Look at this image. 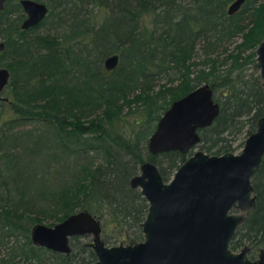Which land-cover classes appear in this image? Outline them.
Returning a JSON list of instances; mask_svg holds the SVG:
<instances>
[{
    "label": "trees",
    "instance_id": "obj_1",
    "mask_svg": "<svg viewBox=\"0 0 264 264\" xmlns=\"http://www.w3.org/2000/svg\"><path fill=\"white\" fill-rule=\"evenodd\" d=\"M39 1L48 12L30 29L20 27L19 0L0 9V64L10 69L0 100V264H92L82 235L57 252L31 241L32 225L87 210L102 218V232L115 226L133 235L120 240L141 239L148 203L129 179L148 160L168 180L186 159L178 150L152 154L148 137L170 103L202 83L220 112L199 129L197 145L211 154L234 150L239 133L247 126L246 137L264 114V87L251 68L264 0H244L231 14L232 0ZM43 25L53 32H34ZM113 53L119 61L108 70L103 60ZM31 120L42 126L25 127ZM252 184L255 206L230 247L260 252L264 156Z\"/></svg>",
    "mask_w": 264,
    "mask_h": 264
},
{
    "label": "water",
    "instance_id": "obj_2",
    "mask_svg": "<svg viewBox=\"0 0 264 264\" xmlns=\"http://www.w3.org/2000/svg\"><path fill=\"white\" fill-rule=\"evenodd\" d=\"M4 0H0V8ZM244 0H232L227 11H237ZM27 14L23 28L40 23L48 6L38 0H20ZM4 42L0 40V52ZM251 64L264 87V36L255 48ZM117 53L107 55L106 69L115 68ZM9 70L0 65V100L8 83ZM220 112L210 84L202 83L174 99L158 119L148 137L149 152L169 150L186 152L200 139L199 128L210 125ZM264 156V114L243 142L240 152L211 154L194 150L164 180L158 166L141 163L139 172L129 179L148 203L140 223L142 239L132 243L108 245L101 237L100 219L87 210L68 214L52 225L36 222L30 230L31 241L57 252L70 251L69 238L90 234L89 245L96 260L92 264H264V251L248 255V247L230 248L236 228L243 220L240 213L255 206L252 176Z\"/></svg>",
    "mask_w": 264,
    "mask_h": 264
},
{
    "label": "rangeland",
    "instance_id": "obj_3",
    "mask_svg": "<svg viewBox=\"0 0 264 264\" xmlns=\"http://www.w3.org/2000/svg\"><path fill=\"white\" fill-rule=\"evenodd\" d=\"M34 32H38V33H47V32H50V33H52L53 32V29L52 28H50L49 27V25H43V26H39V27H37L35 30H34ZM42 126V123L41 122H38V121H35V120H31V121H28V122H26V125H25V127H27V128H29V127H36V126ZM246 128H247V126L244 128V130L241 132V133H239V135H238V138L236 139V140H234L233 141V145L234 146H236V148H235V150H234V152L235 153H238V152H240V150H241V147H242V144L243 143H240L242 140H244L245 139V130H246ZM200 144V143H199ZM198 144V145H199ZM198 145H196V147L193 149V150H195V149H202V148H200ZM203 150V149H202ZM173 175V174H172ZM171 175V176H172ZM170 176V177H171ZM105 216V215H104ZM103 216V217H104ZM100 219V218H99ZM101 220H102V218H101ZM100 220V221H101ZM43 223H45L46 224V222L45 221H43ZM102 223H103V220H102ZM105 234L107 235V236H115L116 235V237H114V238H108V237H106L107 238V240L109 241L108 243H106V244H109V245H113V244H119V243H123V244H125V243H132V242H135V241H139V240H141V239H139V240H133L132 242H128V238H123L122 240H120L119 239V237L118 236H124V235H127V236H129V237H133V235H132V233H129V231L126 229V228H123L121 231H120V235L118 234V228L117 227H115V226H113V227H110V228H106V229H104V231L103 232H101V237H102V239H105ZM78 240H77V242L79 241V242H89L90 240H91V235L90 234H85L84 236L82 235L81 237H79V238H77ZM110 241H114L113 243H111ZM116 241V242H115ZM121 241V242H120ZM13 242V239H10V241L8 242L9 244H11ZM250 248H251V246H250ZM258 254H259V251L258 250H250L249 251V257H251V258H255V257H257L258 256ZM17 263L19 264V263H21V260H19L18 258H17Z\"/></svg>",
    "mask_w": 264,
    "mask_h": 264
},
{
    "label": "flooded vegetation",
    "instance_id": "obj_4",
    "mask_svg": "<svg viewBox=\"0 0 264 264\" xmlns=\"http://www.w3.org/2000/svg\"><path fill=\"white\" fill-rule=\"evenodd\" d=\"M5 1H6V0H4L3 5H2V7H1L0 9L3 8ZM38 1H39V0H38ZM19 4H20V11H22V13L24 14L23 18H22L21 21H20V27H21L22 29H30L31 27H29V28H23V27L21 26L22 21L24 20V18L26 17L27 14L24 12L23 7L21 6L20 0H19ZM15 11H16V10H15ZM15 11H14V12H15ZM15 13H17V12H15ZM38 24H39V23H38ZM38 24H37V25H38ZM37 25H34V26H37ZM32 27H33V26H32ZM0 40H2V41L4 42V39L0 38ZM1 51H2V50H1ZM0 53H1V52H0ZM0 65H1V64H0ZM1 66H5V65H1ZM5 67H6V66H5ZM7 68H8V67H7ZM8 70H9V78H10V69L8 68ZM9 78H8V81H9ZM262 87H263V86H262ZM205 127H206V126H205ZM154 129H155V128H154ZM199 129H201V128H199ZM199 129H198V133H199ZM247 136H248V135H247ZM247 136H246V137H247ZM246 137H245V138H246ZM199 140H200V139H199ZM244 140H245V139H244ZM244 140H243V142H244ZM198 142H199V141H198ZM197 144H198V143H196L194 146H192L189 150H187V151L184 152V153H187V152H188L189 155H190V154L194 151L193 149L196 147ZM242 146H243V144H242ZM241 148H242V147H241ZM195 150H197V149H195ZM201 150H202V149H201ZM234 150H235V149H234ZM234 150H232L231 152H234ZM203 151H204V150H203ZM164 152H165V151H164ZM179 152H180V151H179ZM190 152H191V153H190ZM205 152H206V151H205ZM158 153H161V152H158ZM158 153H156V154H158ZM181 153H183V152H181ZM221 154H222V153H221ZM189 155H188V156H189ZM188 156H187V157H188ZM187 157H186V158H187ZM139 168H140V166H139ZM158 168H159V167H158ZM138 172H139V170H138ZM138 172H137V173H138ZM169 179H170V177H169ZM252 208H253V207H252ZM252 208H250V209H252ZM250 209H249V210H250ZM232 211H233V212H236V213H240V214H242V216H243V220H244L245 214H246V212H247L248 210H247V211H240V210L238 209V210H232ZM243 220H242V222H243ZM242 222L240 223V225L242 224ZM240 225H239V226H240ZM239 226H238V227H239ZM238 227H237V228H238ZM237 228H236V230H237ZM140 229H141V227H140ZM235 232H236V231H235ZM141 233H142V232H141ZM234 234H235V233H234ZM79 235H81V234H79ZM233 236H234V235H233ZM232 238H233V237H232ZM231 240H232V239H231ZM230 242H231V241H230ZM88 243H89V242H88ZM245 246L248 247V254H249V251L251 250V248H250V246H248V245H244V246H242V247H245ZM242 247H241V248H242ZM230 248H231V247H230ZM238 249H240V248H238Z\"/></svg>",
    "mask_w": 264,
    "mask_h": 264
}]
</instances>
